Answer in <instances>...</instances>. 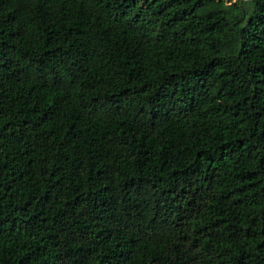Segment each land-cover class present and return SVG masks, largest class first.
<instances>
[{"label": "trees", "instance_id": "16d2710c", "mask_svg": "<svg viewBox=\"0 0 264 264\" xmlns=\"http://www.w3.org/2000/svg\"><path fill=\"white\" fill-rule=\"evenodd\" d=\"M0 0V264H264V0Z\"/></svg>", "mask_w": 264, "mask_h": 264}, {"label": "rangeland", "instance_id": "374dc122", "mask_svg": "<svg viewBox=\"0 0 264 264\" xmlns=\"http://www.w3.org/2000/svg\"><path fill=\"white\" fill-rule=\"evenodd\" d=\"M224 2L228 5H230V4H232V3H234V2H239L240 3V5H245V0H224Z\"/></svg>", "mask_w": 264, "mask_h": 264}]
</instances>
